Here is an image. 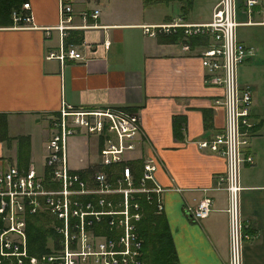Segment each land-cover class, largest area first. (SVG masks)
<instances>
[{
  "label": "crops",
  "instance_id": "0c3cea01",
  "mask_svg": "<svg viewBox=\"0 0 264 264\" xmlns=\"http://www.w3.org/2000/svg\"><path fill=\"white\" fill-rule=\"evenodd\" d=\"M215 1L74 0L70 23L95 26L60 33L54 29L58 0H25L30 23L0 25V114L5 115L6 124L0 140V168L16 164L18 136H28L27 162L33 161V130L25 131L27 122L46 132L41 139L43 161L49 118L61 108H127L138 115L142 135L133 157L153 154L158 160L153 175L160 189L154 194L160 207L156 213L167 227L177 263L226 264V198L219 189L224 160L197 145L212 138L223 124V111L215 103L221 91L206 81L197 56L208 39L183 38L180 30L147 36L140 28L178 20L207 22ZM93 10L98 12L96 17L81 20L80 13ZM252 10L256 23L236 27L237 38L251 53L240 64L251 71L238 83L250 87L252 122L245 148L252 163L239 169V206L244 233L250 236L243 241L242 264H264V0H258ZM237 20H245L240 10ZM238 28L250 32L239 35ZM69 30L78 32L79 41L71 46L81 59L46 58L48 52L57 53L60 44L69 46L63 45ZM173 115L184 118L177 137L172 135ZM96 142L95 136L86 133L69 136L68 168H90L97 158ZM202 197L211 199L210 211L194 219L190 209Z\"/></svg>",
  "mask_w": 264,
  "mask_h": 264
},
{
  "label": "built area",
  "instance_id": "2783aa9c",
  "mask_svg": "<svg viewBox=\"0 0 264 264\" xmlns=\"http://www.w3.org/2000/svg\"><path fill=\"white\" fill-rule=\"evenodd\" d=\"M74 0H58V23L54 27L60 33L71 28H87L95 25L74 26L70 23V4ZM258 0H216L210 11V19L202 23H171L142 25L147 36L173 34L180 30L183 38L205 37L207 44L197 54L206 81L221 91L215 101L223 111L221 130L208 141L198 142L200 148H208L224 160V171L219 189L225 193L226 204V264H242L243 241L250 236L244 233V223L239 206V169L251 164L246 152L251 136V90L237 82V67L251 54L236 36L239 25L255 24L251 19L252 8ZM20 12L12 11L13 23L23 26L30 23L29 4L23 2ZM245 20H237V12ZM97 10L80 13L96 17ZM264 23V22H263ZM107 45V43L105 42ZM187 50V45H183ZM46 58L81 59L71 45L58 52H48ZM86 133L96 137L97 169L90 177H81L66 164V142L69 136ZM142 135L137 114L119 107H64L49 118V136L41 166L33 161L24 168L9 164L0 168V264H139L140 240L135 233L139 219L137 205L129 209L127 198L131 193H157L153 175L158 160L153 154L141 156V176L138 186L132 185V175L127 162L135 159L133 152ZM124 164L118 177L107 178L103 167ZM87 178L90 182H87ZM145 181L152 183L150 188ZM121 195L122 204L114 203L109 196ZM91 196V197H88ZM93 197V198H92ZM131 198V197H130ZM211 199L202 197L190 209L194 219L205 217L211 208ZM120 208H116V207ZM159 209V203H156ZM156 209V210H157ZM44 213L48 225L56 237L49 238L48 251L29 255L26 244V222L31 215ZM104 220V222H103ZM117 234L106 236L95 233L93 226Z\"/></svg>",
  "mask_w": 264,
  "mask_h": 264
},
{
  "label": "trees",
  "instance_id": "16d2710c",
  "mask_svg": "<svg viewBox=\"0 0 264 264\" xmlns=\"http://www.w3.org/2000/svg\"><path fill=\"white\" fill-rule=\"evenodd\" d=\"M25 0H0V25L11 24L12 11L20 12L21 4ZM77 31L69 30L63 37V45H73L79 41L77 39ZM164 38L171 39L173 36H163ZM199 37V36H197ZM206 43H203L205 45ZM126 111H130L127 108L119 107ZM172 135L174 137L180 134L181 126L184 124V118L181 115H173L172 119ZM5 115L0 114V140L4 138L5 133ZM9 141L10 139H5ZM16 165L20 168H24L28 161L29 152V138L28 136H18L16 139ZM124 164H115L110 167H103V171L107 173V178L112 181L114 177H118L120 174V168ZM132 175V185L138 186L141 176V160L133 159L127 162ZM97 169L96 165H91L85 171H76L81 177H90L92 173ZM144 185L147 188L152 186V183L145 181ZM91 197V196H88ZM113 204L118 203L121 200V195L109 196ZM127 200L129 204L128 208L133 209L132 204L137 205L138 212L140 213L139 219L135 222V233L140 240V255L139 260L141 264H178L173 249L172 241L165 227L164 222L160 214L156 213V199L153 193H131ZM93 198V197H92ZM120 208V207H116ZM47 216H40L38 214L31 215L26 222V244L27 252L29 255H39L43 252H47V240L49 238H55L56 235L53 229L46 223ZM104 222V220H103ZM48 223V222H47ZM92 230L97 233H102L109 236V232L105 229H100L99 226H93ZM23 264H28L25 261Z\"/></svg>",
  "mask_w": 264,
  "mask_h": 264
},
{
  "label": "rangeland",
  "instance_id": "374dc122",
  "mask_svg": "<svg viewBox=\"0 0 264 264\" xmlns=\"http://www.w3.org/2000/svg\"><path fill=\"white\" fill-rule=\"evenodd\" d=\"M173 7H176V6H173ZM237 32L240 35V34H244V33L250 32V29L238 28ZM263 44H264V42H263ZM251 59L254 60V58H251ZM254 64H255V61H251V65H254ZM243 65L240 66V64H239L238 67H237V81H238V83L242 82L245 79L246 75L251 71V68H246ZM31 123L32 122H30V123L27 122V124L26 125L24 124L23 127L25 128V131L26 130L29 131V128H31L33 130V131H31L32 132V138H33L32 139V145H33V159L32 160H33V162H34V164L36 166H39L42 163V159L41 158H42V155L44 154L43 153L44 144L41 142V139L43 137L44 138L46 137V134H45L46 132L43 130L42 127H39L38 124H34V123L31 124ZM90 139L92 140L91 137H90ZM95 151H96V147H95ZM86 180H87L88 183L90 182L89 178H87ZM129 198H127V200ZM122 201L123 200L121 199L119 202L122 204ZM38 215L44 216L45 214L44 213H40ZM47 222H48V220L46 219V222H44V223H46L45 224L46 226L48 224ZM110 233L117 234L118 231L115 230V229H112V230L109 231V235H110ZM48 245H50V241L49 240H47V246ZM139 255H140V249H139ZM139 255H138V257H139ZM27 263L30 264L28 261H27ZM139 264H141L140 260H139Z\"/></svg>",
  "mask_w": 264,
  "mask_h": 264
}]
</instances>
